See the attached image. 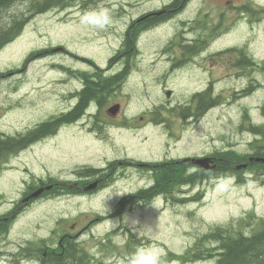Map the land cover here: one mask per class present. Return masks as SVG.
Here are the masks:
<instances>
[{
	"label": "rangeland",
	"instance_id": "rangeland-1",
	"mask_svg": "<svg viewBox=\"0 0 264 264\" xmlns=\"http://www.w3.org/2000/svg\"><path fill=\"white\" fill-rule=\"evenodd\" d=\"M171 1L82 0L30 15L31 0H25L2 14V25L28 15L19 35L0 49L4 135L39 130L37 124L70 108V93L82 88L78 72L105 75L129 66L127 78L116 84L117 93L109 99L113 101L99 115L107 120L106 127H95L86 113L0 161V214H12L8 232L0 236V264H64L56 249L65 235L76 236L71 240L78 241L87 264H129L138 248L158 250L164 264H217L215 257L196 259L188 250L213 247L205 235L218 226H236L245 219V232L261 227L264 167L251 164L246 172L214 173L207 182L177 190L174 200L159 198L135 210L119 205L120 197L131 177L139 183L149 169L130 164L116 168L112 185L96 194L42 196L34 203L22 196L29 182L35 192L40 180L43 186L45 181L61 186L109 159L147 162L205 150L247 151L258 135L262 140L256 145L264 144V0H184L125 52L122 46L134 18ZM89 13L106 14L108 24H83ZM241 52L256 66H231L244 59ZM232 71H239L240 79L229 83L224 74ZM249 83L256 88L242 94ZM210 86L213 107L202 118L184 119L180 106L193 104V92ZM233 87L238 94H232ZM113 102L121 104V115L132 118L130 127L155 118L168 125L150 124L135 134L120 130V121L107 116Z\"/></svg>",
	"mask_w": 264,
	"mask_h": 264
},
{
	"label": "flooded vegetation",
	"instance_id": "flooded-vegetation-1",
	"mask_svg": "<svg viewBox=\"0 0 264 264\" xmlns=\"http://www.w3.org/2000/svg\"><path fill=\"white\" fill-rule=\"evenodd\" d=\"M172 12H173V9H165L161 13H157V12L147 13L133 20L130 28L127 30V38L125 39V42L122 46L124 51L126 52L127 50H130V49H127L129 40H132L133 49H134V46L136 48L138 39H139L138 36H140V34H142L144 30H148L152 28L153 26L157 25L158 20L164 19L172 15ZM161 14H164V16L162 17ZM132 30H135L133 32V35L136 36L135 42L132 39V34H131ZM186 45H190V44H186ZM252 62H254L253 66L255 67L256 64L254 60H246V59H241V61L240 60L233 61L231 63L232 64L231 66L245 68L248 63L252 64ZM182 63L183 61L174 63V66L182 65ZM127 64L129 66V62ZM110 66L112 67V65ZM128 66L126 65L125 69L112 71L110 73H105V76L106 78H111V77H115L118 74L123 73V76L119 79V82H122L124 81L126 77ZM224 75L230 78L229 83H232L233 79H236V81L240 79L239 71H232ZM224 75L219 77V79L223 78ZM80 79H81L82 88L77 89L75 92L70 93V98L74 100V103H72L70 108H68L66 111H63L58 116H55L53 120L48 121V122L53 123V126L50 129V132L48 134L35 133L37 128L30 127L14 135V136H19L18 137L19 139L27 142V144H25L24 146H27L28 142L40 140L42 138L53 135L57 131L58 127H60L61 125H64L66 123L68 124V123L78 122L88 108H90L91 110L89 114H90V117L93 118V125L97 128L99 126L106 127L107 120L105 118L100 120L99 115L102 113V110L113 101L112 100L111 102H109V99H111L112 96H114V94L117 93L116 90L118 88H116V86L110 88L111 91L109 92H107V90H104L101 93L104 98H94L93 100L88 102L87 108L76 119H65V116L68 113L72 112L74 108L78 106V104L80 103L82 99V92L86 87V83H85L86 80L83 77ZM208 88L209 89H205V90H203L204 88H201L193 92L192 98H193L194 103L191 104L189 108V111L192 114L199 115L200 113L206 112L207 110L213 107V100L210 101L209 104H207V94H209V92L212 91V86ZM255 88H256V85L249 83L247 88H244L243 86L241 93L246 94V91L247 93H249ZM231 92L234 95V94H238L239 90L236 87H233L231 89ZM198 95L200 96L198 97ZM195 101H197L196 105H195ZM115 103H118V102H113L111 105ZM119 105L121 106L120 103ZM150 112L152 111L149 110V113ZM121 113H122L121 109L119 113H113L111 110L107 108V116L111 119L114 118L120 121L121 126H118L120 130H127L134 134L137 133L138 130L143 129L144 127L150 124H153V126L155 127H159L161 125L167 124L166 122H162L161 119L155 118V119H152L151 122L146 125L144 124L141 126L134 125L130 127V125L133 124L131 122L132 118L128 116H123L121 115ZM140 120H143V118H140ZM43 124L44 122L39 123L37 125L42 126ZM94 130L96 129L94 128ZM259 138H261V135H258V137L254 138V140L249 143V148L247 151H240L237 149H233V150L246 155L248 158V161L246 162H249V164L255 163L252 161L254 160L257 161V158H259L256 156L258 152V148L260 149L264 147V144H262L261 146L256 145V141ZM259 140H262V139H259ZM223 154H224L223 150H217L216 152H208L207 150H205L204 153L194 154L191 156H185L183 158L176 159V158L169 156L163 160L157 159L156 161H147V162L140 161V160H128V162H121V159L119 158L109 159V160L107 159L108 163L105 166L87 167L85 169L86 174L84 177H80L77 180L63 181L61 186H58V184L56 183H51V182L47 183V181H45L46 184L51 185L50 189H47L45 188V186H43L44 184L43 182L42 185H39V188H44L40 195L39 193L35 194V190L31 189V188H34V187H31L32 182H29V184L27 185L29 189L27 188L24 189L22 196L24 199H28L29 203H34L38 198L42 196L46 198H50V197L64 198V196L66 195L81 197L83 194H86L88 192H92L93 194H96V192H99L105 189V187L112 185V182L116 178V175L114 173L117 171V170L115 171L116 168H118L121 164H130L136 168L147 167L149 169V175L148 176L144 175L143 178L139 181V183L133 177H131V182L127 184V188H126L127 191L120 197L119 205L127 204L126 206H128L129 208L131 207L135 210L138 208V206H141V205L147 204L150 206L159 198H161L163 201H168V202L172 200L174 198V194L176 193V181L175 180L178 174L177 170L182 169L183 166L185 167L184 170L186 174L190 175V177H196V178L204 177V180H202V182H205L208 179V177L212 176L214 173L215 174L224 173L225 169H228L229 170V171L227 170L228 172L231 171L234 174H238L239 170L236 169L235 165H231L229 162H228V165L224 163L225 158ZM205 156H209L212 158L213 164L215 165L214 169L210 170L207 164L203 165L202 163H199L198 160H194V159H188V161H186L187 163H184V162L179 163L184 158H197V157H205ZM259 162L264 163L263 161H259ZM231 168L233 171L231 170ZM243 168L244 169L246 168L247 170V167H243ZM167 170L171 172L170 180H168L169 187L164 185L165 178H164L163 173H165ZM120 174L121 172L119 173V176ZM74 181L76 182L73 183ZM11 217H12V214L10 211L7 213L0 214V236L2 233L8 232L9 227H10L9 222L12 221ZM74 238H76V236L65 235L63 236L62 239L59 240L58 249H56L57 250L56 258L58 260H61L63 256L68 257L67 259L73 260L72 257H69L70 255H74L75 259L78 260L77 258L78 249L75 244L78 241L71 240ZM52 258H55V256H53ZM63 263H65V261Z\"/></svg>",
	"mask_w": 264,
	"mask_h": 264
},
{
	"label": "trees",
	"instance_id": "trees-1",
	"mask_svg": "<svg viewBox=\"0 0 264 264\" xmlns=\"http://www.w3.org/2000/svg\"><path fill=\"white\" fill-rule=\"evenodd\" d=\"M21 1L25 0H0V21L2 14L5 13L6 10ZM79 1L82 0H31L32 4L30 7V15L43 13L53 8L66 7ZM183 3L184 0H173L163 7V11L165 9H173L174 11L176 8L182 6ZM161 16L163 17L164 14H161ZM27 19L28 15L25 17L18 15L12 18L8 22V25L7 23L5 25L0 24V49L13 41L19 35ZM133 41L135 42V38H133ZM131 45L132 40H129L127 49H130ZM242 58H245V55H242ZM127 74L128 72L126 73L125 79L127 78ZM80 76L86 80V87L82 92V99L78 106H76L72 112L65 116V119H76L87 108L88 102L94 98H104L101 93L104 90H107V92L111 91L110 88L116 86V84L119 82V79L123 76V73L111 78H106V76L101 74L100 71H93L92 73L88 74L81 73ZM212 100L213 98L207 94V104H209V102ZM52 126L53 123L51 122L44 123L35 133L48 134ZM25 144H27V142L24 140L5 136L0 132V161L3 158L12 155L19 149H22ZM223 155L225 158L224 163L226 165H228V162L231 165H238L248 161L246 155L234 151L233 149L224 151ZM256 156L261 158L264 157V147L260 149L258 148ZM252 162H255L250 163L252 166L257 165V167H264V164L260 163L258 160H254ZM184 168L185 167L183 166L182 169L177 170L178 174L175 180L176 192L179 189L186 188L185 185L191 186L194 184H199L202 182V180H204V177H190V175L186 174ZM227 170L228 169H225V172L229 171ZM256 171H259V169H256ZM163 174L165 178L164 185L169 187L168 180H170L171 172L167 170ZM244 221L247 222L244 219L239 225L236 226L227 225L214 228L205 235V240L208 242H213V247H198V245H196V247H192L190 250H188V253L191 257L196 259L215 257L217 264H264V221L261 227L252 233L245 232ZM200 241H202V239ZM69 257L73 258V263L66 264H85L83 256L78 260L75 259L74 255H70ZM67 258L68 257L63 256L60 261L64 262Z\"/></svg>",
	"mask_w": 264,
	"mask_h": 264
},
{
	"label": "clouds",
	"instance_id": "clouds-1",
	"mask_svg": "<svg viewBox=\"0 0 264 264\" xmlns=\"http://www.w3.org/2000/svg\"><path fill=\"white\" fill-rule=\"evenodd\" d=\"M81 22L96 28H103L108 24L106 14L89 13L82 17ZM129 264H164L162 254L155 249L138 248L131 257Z\"/></svg>",
	"mask_w": 264,
	"mask_h": 264
},
{
	"label": "bare ground",
	"instance_id": "bare-ground-1",
	"mask_svg": "<svg viewBox=\"0 0 264 264\" xmlns=\"http://www.w3.org/2000/svg\"><path fill=\"white\" fill-rule=\"evenodd\" d=\"M125 80V79H124ZM200 95H198V97H199ZM190 103H188V104H186V105H184V106H180V110H181V114H182V116H183V118L185 119V118H188V119H191V118H194V117H196L197 119H199V118H202L209 110H207L206 112H203V113H200L199 115H194V114H192L190 111H189V108H190ZM186 161H188V160H186V159H182V163L184 162V163H187ZM85 258V256L83 255V259ZM85 264H87L86 262H85Z\"/></svg>",
	"mask_w": 264,
	"mask_h": 264
},
{
	"label": "water",
	"instance_id": "water-1",
	"mask_svg": "<svg viewBox=\"0 0 264 264\" xmlns=\"http://www.w3.org/2000/svg\"><path fill=\"white\" fill-rule=\"evenodd\" d=\"M170 95H171V92L169 91V92H168V96H170ZM117 110H118V106H115L114 108L111 109V111H112L113 113H116ZM206 160H207V159H205V160H201V159H199L198 162H199V163H202V164L204 165V164L206 163ZM246 165H247V164H244V166H246ZM241 166H242V165H239L238 167H241Z\"/></svg>",
	"mask_w": 264,
	"mask_h": 264
}]
</instances>
